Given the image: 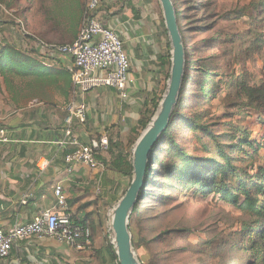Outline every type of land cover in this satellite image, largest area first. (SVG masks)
<instances>
[{"label":"rangeland","instance_id":"obj_1","mask_svg":"<svg viewBox=\"0 0 264 264\" xmlns=\"http://www.w3.org/2000/svg\"><path fill=\"white\" fill-rule=\"evenodd\" d=\"M87 1L80 0L78 5L77 0H0V47L8 44L21 53L39 49L45 55L36 44L69 43L78 35ZM178 5L184 45L193 68L207 60L219 76L215 77L217 94L213 99L198 100L192 88L193 100H186L182 110L190 118L200 114V124L210 128L211 136L190 130L181 121L173 131L175 140L179 148L195 157H213L221 162L222 150L235 158L237 166L251 171L264 163V127L257 123L255 111L244 105L247 100H242L233 86L224 84L237 80L249 85L264 82V0H181ZM79 13L81 19L76 25L72 18ZM156 82L152 84L156 86ZM56 93L40 95L50 99ZM146 102L143 100V105ZM236 128L248 132L254 147L234 151L225 147L239 142L233 143L230 137ZM132 141L127 145L131 155ZM166 148L157 166L173 158L175 152ZM131 181L126 177L120 186L122 197ZM252 221L219 196L183 187L176 179L170 189L150 190L131 216L129 227L134 250L143 264H264L260 241L255 236L251 240L243 232L244 223Z\"/></svg>","mask_w":264,"mask_h":264},{"label":"crops","instance_id":"obj_2","mask_svg":"<svg viewBox=\"0 0 264 264\" xmlns=\"http://www.w3.org/2000/svg\"><path fill=\"white\" fill-rule=\"evenodd\" d=\"M94 15L122 38L131 58L132 79L128 99L122 100L111 88H98L85 95L87 121L76 127L81 143L104 135L110 141L108 152L99 156V168L93 170L82 163L69 167L65 163L67 151L57 145L63 137L66 106L77 98L68 74L40 93L56 91L54 97L43 98L38 91L25 90L24 99L18 102L11 100L0 78V126L8 129L11 138L9 144L0 145V228L9 231L54 208V190L61 185L74 221L89 224L92 239L82 249L70 248L55 238L23 240L0 264H119L112 256L115 249L109 215L122 197L120 186L126 177L113 163L118 156L128 154L127 145L132 140L135 145L143 132L139 121L166 92L171 45L159 0H99ZM53 59L54 68L67 70L68 59ZM143 100H147L145 105ZM44 161L48 165L41 170L38 163Z\"/></svg>","mask_w":264,"mask_h":264},{"label":"trees","instance_id":"obj_3","mask_svg":"<svg viewBox=\"0 0 264 264\" xmlns=\"http://www.w3.org/2000/svg\"><path fill=\"white\" fill-rule=\"evenodd\" d=\"M79 1L77 0L78 5ZM173 1L179 27L183 39H185L184 30L181 26L182 12L178 5L181 0ZM251 7L254 8V6ZM80 19L81 13L72 18L76 25ZM254 41L258 40L254 39ZM223 43L225 44L221 40V46H223ZM185 51L186 73L179 102L173 112L169 128L161 136L152 151L145 178V187L140 193L139 201L134 208L133 214L137 212L139 203L148 197L150 190L153 188L161 191L166 188L170 189L172 188V183L178 179L183 184V187L195 189L202 194H215L219 196L221 201L235 207L242 214L253 218L251 223H244L243 232L249 235L251 240L255 236L260 241V247L264 249V163L251 171L244 170L235 164L236 160L233 156L226 154L222 150L221 162L213 157H195L179 148L175 140L173 131L177 123L181 121L190 130L196 129L204 135L211 136L210 128L205 124H200L202 119L200 114L190 118L184 115L182 110L185 107L186 100H193L192 96L195 92L192 91V88L196 90L198 100H210L217 94L215 91L217 87L215 77L219 75L216 73V69L207 60H203L197 69L193 68V62L186 45ZM44 53L45 55H42L39 49L21 53L16 47L8 44H3L0 47V78L12 101L23 100L22 93L25 90H44L49 85L57 84L65 75L68 74L70 76L67 70L61 71L53 66L46 65L41 60L43 59L42 56L49 61L54 59L51 54H47L46 51ZM160 58L164 59L165 56ZM169 58L170 56L168 55V61ZM70 81L72 82L71 77ZM225 85L228 88L233 86L237 94L242 97V100H247V104L244 105L251 107L255 111L257 123L264 127V82L249 85L247 82L237 80L231 84L230 82L225 83ZM158 106L159 100L154 102L153 110H148L146 116L139 121L141 130L148 126ZM237 134H241V136ZM230 137L233 139V143L239 139L236 144L225 145L226 148L232 151L237 148L244 150L243 148L245 147H254V142L251 141L248 132L243 130V128H236L235 134ZM164 147H167V151L175 153L167 164L161 162L162 165L157 166ZM253 154L257 155V150L254 149ZM116 160L113 163L114 169L125 177L132 179L133 164L131 153L125 156L120 155ZM159 179L162 180L159 181ZM166 181H169V183H166ZM109 249L114 250L112 245L109 246ZM112 256L117 259L115 251H112Z\"/></svg>","mask_w":264,"mask_h":264},{"label":"built area","instance_id":"obj_4","mask_svg":"<svg viewBox=\"0 0 264 264\" xmlns=\"http://www.w3.org/2000/svg\"><path fill=\"white\" fill-rule=\"evenodd\" d=\"M86 12L75 40L66 44H36L43 52L51 56L68 59L67 71L70 74L77 98L66 106V119L63 137L57 145L67 152L65 163L71 167L82 163L91 169L100 167L99 156L108 152L110 141L107 135L93 138L89 143H81L77 125L87 121L88 106L85 95L98 88H111L119 92L122 100L129 98L131 79V58L125 50L120 35L107 27L94 15L99 0H88ZM54 60L46 59V65L52 66ZM11 142L7 128L0 126V145ZM47 161L38 163V168L46 169ZM57 204L54 208L43 210L31 222L19 224L9 231L0 228V262L11 257L13 247L27 239L45 240L55 238L70 248L82 249L92 238L89 224L74 221L69 212L68 199L61 185L54 190ZM111 241L114 234L111 230ZM14 264H21L20 261Z\"/></svg>","mask_w":264,"mask_h":264},{"label":"water","instance_id":"obj_5","mask_svg":"<svg viewBox=\"0 0 264 264\" xmlns=\"http://www.w3.org/2000/svg\"><path fill=\"white\" fill-rule=\"evenodd\" d=\"M159 2L171 45V71L166 92L157 111L133 147V178L130 186L109 215V225L114 234L112 244L119 264H143L134 250L129 222L140 193L145 187L152 151L169 128L186 73V51L175 3L173 0H159Z\"/></svg>","mask_w":264,"mask_h":264}]
</instances>
